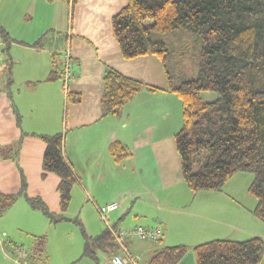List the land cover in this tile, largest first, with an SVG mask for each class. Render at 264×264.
Returning a JSON list of instances; mask_svg holds the SVG:
<instances>
[{
  "label": "crops",
  "instance_id": "0c3cea01",
  "mask_svg": "<svg viewBox=\"0 0 264 264\" xmlns=\"http://www.w3.org/2000/svg\"><path fill=\"white\" fill-rule=\"evenodd\" d=\"M129 1L77 0L73 5L72 0H30L31 11H48V22L34 33L32 41L8 40V47H16L17 54L10 56L12 83L0 88V193L20 192V171L14 160L4 155L25 133L19 163L27 180V195L40 198L56 215L71 216L69 209L61 207V177L43 169L47 144L40 135L62 132L64 151L77 178L72 195H81L79 219L94 234L87 233L88 238L102 234L95 214L83 213L85 208L95 213L91 199L99 205L120 202L111 213L117 229L161 225L159 246L150 240L130 239L133 242L128 244L146 264L152 253L165 245L192 247L213 239H264V220L253 213L257 199L251 202L245 193L226 190L229 181L221 190L197 193L185 183L175 143L182 126V102L175 93L144 87L125 105L120 117L103 115L107 66L145 85L167 86L158 56L126 59L114 37L112 17ZM67 53L71 61L66 80ZM51 72L55 79L49 80ZM69 92L81 94L82 99L68 102ZM203 96L211 99L214 94ZM117 141L130 153L121 162L110 151ZM230 187L227 189L232 190ZM43 235L48 236V216L19 196L0 214V264H49L48 243L42 252L28 248L23 263L15 260V246L25 245V240L35 244ZM97 250L107 251L95 247L96 254ZM177 264H197L193 249Z\"/></svg>",
  "mask_w": 264,
  "mask_h": 264
},
{
  "label": "trees",
  "instance_id": "16d2710c",
  "mask_svg": "<svg viewBox=\"0 0 264 264\" xmlns=\"http://www.w3.org/2000/svg\"><path fill=\"white\" fill-rule=\"evenodd\" d=\"M112 27L124 58H160L167 86L145 85L107 66L101 98L103 115L120 117L125 105L144 87L175 93L182 102V126L175 134V143L185 183L193 193L218 191L236 173H253L249 186L257 199L253 213L264 220V0H130L112 17ZM54 75L51 72L48 79H55ZM11 83L10 77L8 87ZM206 92L214 97L205 98ZM81 99L77 92L67 94L68 102ZM17 118L20 122L18 113ZM24 134L5 151L4 157L13 159L20 171L21 188L18 194L0 193V214L24 196L46 216L56 218L58 215L40 198L27 195V180L19 163ZM40 137L47 144L43 169L61 177L58 189L65 211L77 178L64 151V134ZM110 151L118 162L130 154L119 141L110 145ZM61 215L59 219L73 220ZM75 220L86 236L83 255L98 261L82 221ZM112 238L106 229L92 245L116 252ZM46 243L47 236H39L35 249L42 252ZM190 249L197 264H262L264 260V239L255 236L213 239L192 247L165 245L152 253L147 264H177Z\"/></svg>",
  "mask_w": 264,
  "mask_h": 264
},
{
  "label": "rangeland",
  "instance_id": "374dc122",
  "mask_svg": "<svg viewBox=\"0 0 264 264\" xmlns=\"http://www.w3.org/2000/svg\"><path fill=\"white\" fill-rule=\"evenodd\" d=\"M31 8L32 5L30 4V0H0V48H2V50L0 51V87H4V85H7V81L12 75V72L10 70V56H12L14 53L15 55L17 54L16 47H8V40L19 42L18 39H26L28 41H32L30 39L34 38V33L40 31V29L44 27V25H46L48 22L47 10L46 12H44V9L37 8V10L33 12L31 11ZM147 23H152V20H148ZM3 33L6 34L4 35ZM188 62L189 61H187V63ZM253 178V173L238 172L234 175L233 178H231V180H229L227 185H225V188L226 190H230L232 191V193H237L238 195H244L245 193L247 194V198H249L251 202H255L256 198L249 192V186ZM229 186H232L230 187L232 188V190L227 189L229 188ZM80 199V194L72 195L68 206V211L70 212L71 216H68L65 213H62L61 215L69 217L73 220L68 222L66 218L59 219V215L56 218L48 216L47 252L49 259H51L49 264H109L107 261L109 252L97 250V254L95 253L96 246L92 244L97 236H93L90 239L91 242H89V245L94 253L99 257V261L89 256H83V248H85L86 245V236L81 229V225L75 220V218H78V220L81 219L79 216L82 211V207L80 206ZM90 201L94 206L91 199ZM240 201L244 205H249L248 202H244L243 198H241ZM83 211V213H87L88 215L95 214L94 216L96 217V220L101 222V231L99 233H103V230L106 229L107 224L102 221L97 210H95V213L93 211H90L88 208H85V210ZM111 216L112 215L110 214V219L112 218ZM111 222L113 223L112 219ZM82 227L86 233L92 234L86 229L84 225H82ZM24 236L27 235L25 234ZM132 242L133 241L128 240V244ZM24 243L25 245L21 246H24L27 250L28 248L29 251L35 250V244L32 243V241L25 240ZM139 243L142 244L143 242ZM10 263L17 264L13 261H10Z\"/></svg>",
  "mask_w": 264,
  "mask_h": 264
},
{
  "label": "built area",
  "instance_id": "2783aa9c",
  "mask_svg": "<svg viewBox=\"0 0 264 264\" xmlns=\"http://www.w3.org/2000/svg\"><path fill=\"white\" fill-rule=\"evenodd\" d=\"M65 58L67 59L65 69V78L67 80L70 75V53H67ZM94 206L102 221L107 224L106 229L109 230L113 237V242L117 245L116 252L109 253V262L111 264H146L145 261H143L142 256L130 248L128 240H150L155 245L159 246L163 235L161 225L158 224L154 227L134 226L117 229L111 222L110 214L120 207V202L112 201L102 205L94 202ZM15 254V260L17 262H23L24 258L28 255V251L24 246L17 245L15 246Z\"/></svg>",
  "mask_w": 264,
  "mask_h": 264
}]
</instances>
